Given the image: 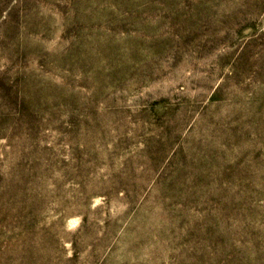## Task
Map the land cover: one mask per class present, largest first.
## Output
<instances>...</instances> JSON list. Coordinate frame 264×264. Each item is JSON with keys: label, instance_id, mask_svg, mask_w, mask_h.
Here are the masks:
<instances>
[{"label": "rangeland", "instance_id": "rangeland-1", "mask_svg": "<svg viewBox=\"0 0 264 264\" xmlns=\"http://www.w3.org/2000/svg\"><path fill=\"white\" fill-rule=\"evenodd\" d=\"M0 264H264V0H0Z\"/></svg>", "mask_w": 264, "mask_h": 264}]
</instances>
